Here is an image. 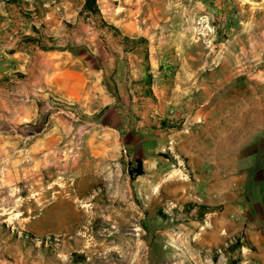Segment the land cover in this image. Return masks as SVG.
<instances>
[{
  "label": "rangeland",
  "instance_id": "obj_1",
  "mask_svg": "<svg viewBox=\"0 0 264 264\" xmlns=\"http://www.w3.org/2000/svg\"><path fill=\"white\" fill-rule=\"evenodd\" d=\"M85 1L0 0L4 31L106 69L112 98L63 103L61 134L35 150L1 111L0 264H256V179L239 162L256 155L264 62L238 59L234 15L222 0H97L101 15Z\"/></svg>",
  "mask_w": 264,
  "mask_h": 264
},
{
  "label": "crops",
  "instance_id": "obj_2",
  "mask_svg": "<svg viewBox=\"0 0 264 264\" xmlns=\"http://www.w3.org/2000/svg\"><path fill=\"white\" fill-rule=\"evenodd\" d=\"M222 1L224 3L219 5L220 13L229 10L235 17L234 26L237 31L234 39L242 53V58L238 54V59L248 57L250 61L264 62V0ZM18 29L16 32H9L0 27V115L4 110L8 123L25 124L26 132L30 131L28 138L35 142L31 145L32 150L42 142H45V148H48V143L54 142L61 134L63 117L60 116V111L63 103L90 102L96 111L97 107L104 108L111 103V88H106L102 83L106 69L101 67L103 74L99 77L96 68L81 65L83 62L80 56L76 57L72 51L58 48L57 43L54 48L45 49L35 38L34 32L24 27ZM1 37L9 38L3 40L7 41L6 44L1 43ZM256 68L259 67L256 65ZM19 74L21 79L17 77ZM255 128L260 133L255 142L256 155L250 156L247 161L240 160L239 170L245 172L243 168L248 165L249 176L256 179L251 187L253 197L248 205V210L253 216L250 218L251 229L248 231V238L255 247L253 261L256 264H264V121L260 125L256 124ZM43 150L37 151L42 153ZM242 176L244 177L245 173H242ZM225 212L224 215L229 212L242 215L245 214V209L242 202L238 201V204L228 207ZM219 218L221 219L217 225L215 223L213 226L217 239L220 229L225 228V224H220V220L229 221L224 219L228 218L227 215ZM231 225L226 224V227ZM240 225H233L229 231ZM223 237H220V240ZM212 239L211 243L214 241V235Z\"/></svg>",
  "mask_w": 264,
  "mask_h": 264
},
{
  "label": "trees",
  "instance_id": "obj_3",
  "mask_svg": "<svg viewBox=\"0 0 264 264\" xmlns=\"http://www.w3.org/2000/svg\"><path fill=\"white\" fill-rule=\"evenodd\" d=\"M11 1H16V0H11ZM84 8H85V10H88L93 14L101 15L97 0H86L85 4H84ZM102 23H104V22H102Z\"/></svg>",
  "mask_w": 264,
  "mask_h": 264
},
{
  "label": "bare ground",
  "instance_id": "obj_4",
  "mask_svg": "<svg viewBox=\"0 0 264 264\" xmlns=\"http://www.w3.org/2000/svg\"><path fill=\"white\" fill-rule=\"evenodd\" d=\"M14 159V158H13ZM10 160V159H9ZM19 161H21V160H19ZM19 161H16V163L17 162H19ZM11 163V162H10ZM13 164V163H12ZM213 164V163H212ZM214 165V164H213ZM216 167V166H215ZM219 186V185H218ZM219 221V220H218ZM221 222H220V224H222V225H224V226H226V224H228V225H231V222L230 221H226V220H220ZM219 226V225H218ZM225 230V229H224ZM226 232V231H225ZM202 240V239H201Z\"/></svg>",
  "mask_w": 264,
  "mask_h": 264
}]
</instances>
